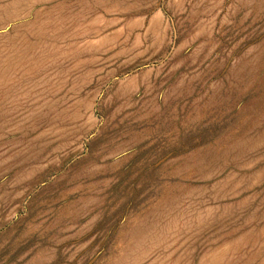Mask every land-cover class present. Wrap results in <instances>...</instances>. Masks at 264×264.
<instances>
[{
  "label": "rangeland",
  "instance_id": "obj_1",
  "mask_svg": "<svg viewBox=\"0 0 264 264\" xmlns=\"http://www.w3.org/2000/svg\"><path fill=\"white\" fill-rule=\"evenodd\" d=\"M0 264H264V0H0Z\"/></svg>",
  "mask_w": 264,
  "mask_h": 264
}]
</instances>
